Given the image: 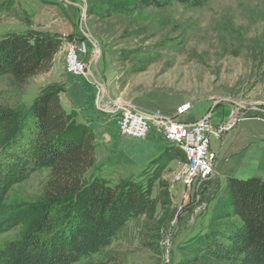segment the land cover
Returning <instances> with one entry per match:
<instances>
[{"label": "rangeland", "instance_id": "374dc122", "mask_svg": "<svg viewBox=\"0 0 264 264\" xmlns=\"http://www.w3.org/2000/svg\"><path fill=\"white\" fill-rule=\"evenodd\" d=\"M121 1L126 13L107 18L88 13L96 0H14L7 12L0 3V38L51 33L63 43L49 73L24 85L15 84L11 76L2 77L0 104L30 105L45 87L59 86L64 92L73 80L93 81L92 74L106 88L105 101L115 108L133 104L164 115L178 105L190 104L204 107L216 118L231 116L224 124L233 117L264 119V0ZM82 44L87 49L83 55L86 73L71 76L65 69L66 52ZM236 122L220 137L212 136V151L217 150V139ZM7 161L12 157H1V168ZM183 165L165 175V186L155 184L153 215L131 217L108 248L79 264L108 260L112 264H182L193 258L184 248L195 238L208 231L225 232L228 220H215L212 214L228 184L227 175L217 165L214 178L187 188L179 181ZM100 170L115 182L140 181ZM48 176L49 170L31 168L8 181L1 176L0 264H4L1 252L22 239L29 221L10 228L5 224L22 206L41 196Z\"/></svg>", "mask_w": 264, "mask_h": 264}, {"label": "trees", "instance_id": "16d2710c", "mask_svg": "<svg viewBox=\"0 0 264 264\" xmlns=\"http://www.w3.org/2000/svg\"><path fill=\"white\" fill-rule=\"evenodd\" d=\"M0 3L6 12L14 6V0ZM125 6L121 0H96L88 13L107 18L126 13ZM62 44L61 38L51 33L1 37L0 79L11 76L15 84L24 85L49 73ZM62 92L52 85L30 105L0 104V159L12 157L2 165L4 169L0 165V180L3 176V182L8 181L28 168L49 170L41 196L22 206L5 224L10 228L29 221L22 239L1 252L4 264H79L108 248L131 217L156 212L151 194L159 170L153 178L140 181L115 182L103 176L96 167V136L66 112L60 100ZM167 155L166 151L150 167ZM212 218L227 219L229 226L225 232L208 231L191 241L184 250L193 258L182 264L207 260L264 264V180L229 178ZM2 229L0 222V232Z\"/></svg>", "mask_w": 264, "mask_h": 264}, {"label": "crops", "instance_id": "0c3cea01", "mask_svg": "<svg viewBox=\"0 0 264 264\" xmlns=\"http://www.w3.org/2000/svg\"><path fill=\"white\" fill-rule=\"evenodd\" d=\"M91 76L93 81L85 77L73 80L63 92L64 98L62 94L60 100L66 112L74 115L76 122L87 126L95 134L98 169L114 176L124 174L128 177H136L138 180L146 178L145 176L153 178L155 170H159L157 171L159 178L156 182L159 184L165 180V175L172 168L186 162L185 154L178 147L168 144L154 128L145 139L124 136L119 129L118 116L113 113L114 104L104 99L105 86L103 97L100 83L96 81L94 75ZM183 105L186 104L176 106L171 112H165L164 116L177 118L187 124H194L210 116L204 107L191 105L189 112L177 117V111ZM143 111L150 114L148 111ZM230 117L216 118L211 115L214 127L222 126ZM236 123L221 140L217 139L219 145L217 150L213 149L218 159L216 166L219 165V168L223 169L227 179L264 180V119L247 117ZM166 151L168 155L159 162L161 165L158 163L150 167V163ZM145 171L147 174H143Z\"/></svg>", "mask_w": 264, "mask_h": 264}, {"label": "built area", "instance_id": "2783aa9c", "mask_svg": "<svg viewBox=\"0 0 264 264\" xmlns=\"http://www.w3.org/2000/svg\"><path fill=\"white\" fill-rule=\"evenodd\" d=\"M86 45L78 48L70 46L66 52V72L71 76H82L86 73V63L83 55ZM191 109L190 104L183 105L177 111V117L185 115ZM118 116L120 132L133 139H145L152 129L171 145L178 147L186 157L184 171L179 181L187 188L194 185L200 187L215 177L217 156L211 149L212 136L220 137L237 121L235 117L230 123L215 128L211 116L194 124H187L177 118L165 117L160 113L147 114L133 105L114 108Z\"/></svg>", "mask_w": 264, "mask_h": 264}, {"label": "water", "instance_id": "95a60500", "mask_svg": "<svg viewBox=\"0 0 264 264\" xmlns=\"http://www.w3.org/2000/svg\"><path fill=\"white\" fill-rule=\"evenodd\" d=\"M97 60V58H95L94 59V61H96ZM100 85V87H102V89H103V97H104V93H105V88H104V86L103 85H101V84H99Z\"/></svg>", "mask_w": 264, "mask_h": 264}]
</instances>
